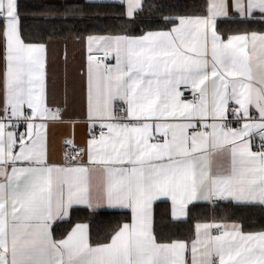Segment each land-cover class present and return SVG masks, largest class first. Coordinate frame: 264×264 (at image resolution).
Returning a JSON list of instances; mask_svg holds the SVG:
<instances>
[{
	"label": "snow or ice",
	"instance_id": "obj_1",
	"mask_svg": "<svg viewBox=\"0 0 264 264\" xmlns=\"http://www.w3.org/2000/svg\"><path fill=\"white\" fill-rule=\"evenodd\" d=\"M0 264H264V0H0Z\"/></svg>",
	"mask_w": 264,
	"mask_h": 264
},
{
	"label": "crops",
	"instance_id": "obj_2",
	"mask_svg": "<svg viewBox=\"0 0 264 264\" xmlns=\"http://www.w3.org/2000/svg\"><path fill=\"white\" fill-rule=\"evenodd\" d=\"M53 3L61 2V0H51ZM62 44L63 41L59 40L54 45V62L51 66L53 72V87L57 93V98H61L64 89V81H65V74H64V66L63 61L61 59V52H62ZM68 53L69 58L71 60L73 54V46L69 44L68 46ZM79 55L76 56V61L79 62ZM74 77V73L70 72L68 76L69 86H71V81ZM74 109L72 108L71 104L69 107V115H72ZM71 125H59L52 129L51 137H52V145L53 149L57 154L61 153L63 150L62 141L66 137L70 135L71 132ZM85 141V127L83 125H77L75 128V143L77 145H82Z\"/></svg>",
	"mask_w": 264,
	"mask_h": 264
},
{
	"label": "trees",
	"instance_id": "obj_3",
	"mask_svg": "<svg viewBox=\"0 0 264 264\" xmlns=\"http://www.w3.org/2000/svg\"><path fill=\"white\" fill-rule=\"evenodd\" d=\"M26 24H28V25H32V24H33V21H32L31 19H29V20L26 21ZM77 26H78V27H82L83 25H77ZM101 219H103V218H101ZM259 219H260V216H259V214L257 213V214L253 217V222H258Z\"/></svg>",
	"mask_w": 264,
	"mask_h": 264
}]
</instances>
